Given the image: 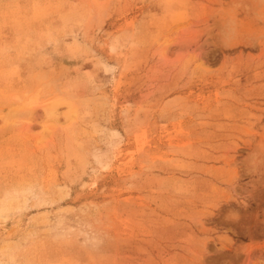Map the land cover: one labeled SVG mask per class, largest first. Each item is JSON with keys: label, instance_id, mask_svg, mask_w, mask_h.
I'll return each instance as SVG.
<instances>
[{"label": "rangeland", "instance_id": "rangeland-1", "mask_svg": "<svg viewBox=\"0 0 264 264\" xmlns=\"http://www.w3.org/2000/svg\"><path fill=\"white\" fill-rule=\"evenodd\" d=\"M0 264H264V0H0Z\"/></svg>", "mask_w": 264, "mask_h": 264}, {"label": "bare ground", "instance_id": "bare-ground-1", "mask_svg": "<svg viewBox=\"0 0 264 264\" xmlns=\"http://www.w3.org/2000/svg\"><path fill=\"white\" fill-rule=\"evenodd\" d=\"M39 92V91H38ZM35 96V95H34ZM33 96V97H34ZM35 98V97H34ZM36 99V98H35ZM35 99H31V100H27L28 102L25 101V103L19 105V106H15L11 112L12 113H24L29 111L30 108H32V105H35L34 103L37 101ZM72 96L71 95H64V94H59L56 95L51 101L47 102L45 104V111L47 114V117L49 118H55L58 116L59 113V107L63 104L66 103L68 105H72L73 107V103H72ZM13 107V106H12ZM71 108V107H70ZM65 109V108H64ZM61 111V110H60ZM68 112V111H67ZM66 112V113H67ZM63 113V112H62ZM45 114V113H44ZM15 116V115H14ZM62 118V117H61ZM52 123V122H51ZM46 126H49L48 124ZM51 127V126H50ZM52 128V127H51ZM50 128V129H51ZM47 130V129H46Z\"/></svg>", "mask_w": 264, "mask_h": 264}]
</instances>
